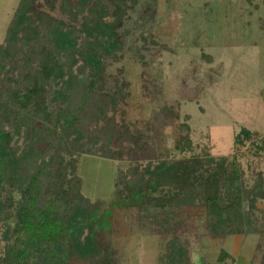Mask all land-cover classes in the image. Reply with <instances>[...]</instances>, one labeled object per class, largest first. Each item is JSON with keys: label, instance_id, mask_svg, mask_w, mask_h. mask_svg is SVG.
Instances as JSON below:
<instances>
[{"label": "trees", "instance_id": "obj_1", "mask_svg": "<svg viewBox=\"0 0 264 264\" xmlns=\"http://www.w3.org/2000/svg\"><path fill=\"white\" fill-rule=\"evenodd\" d=\"M107 1L18 0L8 22L0 42V264H115L112 244L102 240L115 207L167 230L178 211L197 207L215 237H264L262 170L246 173L235 152L214 155L209 134L195 142L178 106L160 108L169 120L183 118L172 154L133 159L151 150L147 132L125 118L129 82L104 86L107 68L122 59L118 28L130 5ZM37 2L49 10L58 3L68 22ZM237 130L233 148L248 142L252 156L264 157V133ZM83 154L131 159L109 200L82 192ZM228 259L221 249L213 264ZM159 262L191 264L189 246L173 233Z\"/></svg>", "mask_w": 264, "mask_h": 264}, {"label": "rangeland", "instance_id": "obj_2", "mask_svg": "<svg viewBox=\"0 0 264 264\" xmlns=\"http://www.w3.org/2000/svg\"><path fill=\"white\" fill-rule=\"evenodd\" d=\"M127 1L130 8L118 28L122 59L107 68L104 86L111 91L115 79L129 82L125 118L147 132L151 150L150 155L133 159L172 154L183 118L172 121L160 112L172 104L181 116H190L195 142L209 134L214 155L235 152L246 173L256 165L264 176V157L252 156L248 142L233 148L241 126L264 133V0ZM17 2L0 0V42ZM36 7L68 22L58 3L53 10L43 2ZM78 160L82 192L101 200L112 197L118 170L131 162L89 154ZM110 218L102 240L112 244L115 264H160L159 255L173 233L189 246L191 264H213L221 249L234 257L224 264L261 263L264 237H215L206 230L197 207L178 211L171 230L145 224L135 209L115 207Z\"/></svg>", "mask_w": 264, "mask_h": 264}]
</instances>
